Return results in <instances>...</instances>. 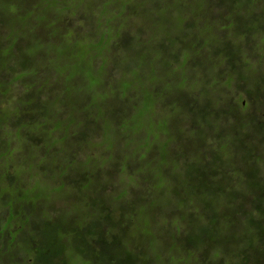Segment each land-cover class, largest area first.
Masks as SVG:
<instances>
[{
    "label": "trees",
    "instance_id": "obj_1",
    "mask_svg": "<svg viewBox=\"0 0 264 264\" xmlns=\"http://www.w3.org/2000/svg\"><path fill=\"white\" fill-rule=\"evenodd\" d=\"M263 55L264 0H0V264H142L149 231L163 264L187 234L195 263L208 246L204 260L264 264V125L224 92ZM189 69L224 91L202 96ZM108 163L151 180L146 196L119 189L107 210ZM239 163L263 184L250 205L234 201L260 184ZM169 175L186 186L164 241Z\"/></svg>",
    "mask_w": 264,
    "mask_h": 264
},
{
    "label": "rangeland",
    "instance_id": "obj_2",
    "mask_svg": "<svg viewBox=\"0 0 264 264\" xmlns=\"http://www.w3.org/2000/svg\"><path fill=\"white\" fill-rule=\"evenodd\" d=\"M263 57H264V55H263ZM242 64L243 63H240V64H238V66H236V70H235L236 73L233 72V75H236L238 73V71L242 67ZM263 64H264V62H263ZM246 65L250 69L247 70V69L243 68L244 75H242L238 79L237 82L232 81V84L229 83V86H227V90H225V91L223 90V87H219V86H208L207 87L208 84L206 82V79L194 78L195 74H194V71L192 69H189V80L190 81L198 80L199 88H198L197 92H201L202 90L205 89V92H203L202 96H204L207 93V91H209V90H214L216 93V96H217L218 92H221L223 90L225 93H227V95H225L226 101L231 100V103H233V104L239 103L242 107V110H243V108H244V110L246 109L247 112L252 117H255L254 118L255 125H257V124L264 125V98L262 97V96H264V84H262V82H261V78L264 76V69L259 66L260 65L259 61L255 62L253 60L252 61L249 60L246 62ZM159 71H161V69H159ZM245 75H248V79L245 78ZM237 76H239V75H237ZM213 81H215V80H213ZM223 81H225V80H223ZM249 82H251V84ZM213 83H216V82H213ZM250 90H251L253 95H251V99H250V101H248L247 93ZM210 96H212V94H210ZM172 101L173 100H170L169 104L172 103ZM223 103H225V101ZM249 103H251V104H249ZM218 105L221 108L222 101H220L218 103ZM176 112H177V114H183V112L180 111V109L176 110ZM191 115L192 114H190V116ZM215 137H216L215 134H213L210 131V134L208 135V140L213 141ZM196 144L197 143H190V142L186 143L185 144L186 151L188 153L193 152ZM98 151L100 153H103V154L105 153V151L103 149H99ZM171 153L173 154L172 150H171ZM149 162L152 163V160H150ZM239 166H242V167H239ZM238 167L241 169L242 176L244 177V179L252 176V174L246 170L247 165L239 163L237 165V168ZM122 169H125V168L122 167V165H120V164L118 166H116V164L113 166L112 164L108 163L106 165V167L103 168V172L101 173V176H105L107 179V187H106L107 191L105 192L106 193V201L104 204V207L107 210H110V207L111 208L115 207L116 195H114L113 192L116 193L119 189L121 190L122 188L129 189L128 195L130 197H133L135 200H138V199H140V197L146 196L147 189H149V187L151 185V180L148 181L147 183H145L144 180L143 181L140 180L141 182H137L139 179V175H136V174L133 175L135 169L130 168V167H126V170L124 172L122 171ZM167 172H169L168 168L165 169V173H167ZM143 174L145 175V173H143ZM263 175H264V173H262V176ZM251 178H253L257 182H259L260 185L254 186L252 184H249L248 188L244 189V191L242 192L243 194L240 195L239 197H236V200L234 201L235 204H239V203L244 202V205L245 204L250 205L252 200L255 198V196L253 195V192H257L258 190H260L263 187L261 180L257 179V177H251ZM172 179H173V175L167 176L168 186H166L164 181H163V182H158L156 184L157 186L155 188L157 190V197L155 199V202L158 204V207L162 210V212L165 215V217L162 221V225H163L162 227H164V228H162L160 226H155V227L161 230L162 239L164 241L169 239V233L170 232L168 230H170V228L167 224V221L169 219H171L170 214L172 213V212H167V209L169 206H173L175 204V202L177 201V197L180 196V192H178V190H180L181 187L183 188L186 186V179L183 180L182 178L180 179V177H177L175 182H172ZM219 182L220 181L217 180V183H219ZM221 184L222 185L224 184L223 180L221 181ZM122 195H126L125 191H123L119 194V196H122ZM122 204H124V203H122ZM128 208H129V206L126 207L127 210L125 211V213L127 211L129 212L130 209L128 210ZM145 210L147 212L152 213V209H145ZM248 210H250V207L248 208ZM131 214H132V211H130V215ZM159 216L154 219V220H156L155 222H158ZM88 218H91V216H88ZM147 218H148V214H147ZM234 219L241 221L242 220L241 214H239L238 212L235 213ZM186 222L189 223L190 221L187 220ZM93 223L97 227V229H99L100 231L102 230L103 225L97 226V224H98L97 220H94ZM210 227H212V225L208 226L207 224H205V222H202L201 228L202 229L206 228L205 231L210 229ZM225 228L226 227H224V229ZM91 230H93V228H91ZM162 231H164V232H162ZM232 232H233V227H231L229 229V234H231ZM124 234H125V232L119 233L118 237L122 238L124 236ZM182 234H184V233H182ZM149 236L151 239L148 241V245H147V248L145 250L146 251V255L144 257L145 259L141 258V260L144 262L142 264H163L165 261H163V258L161 259V257L159 256L160 244L155 243V241L152 239V231H149ZM181 237L185 238V240L187 239V241L185 243H183V241H184V239H183V241H182L183 246L181 247L182 250L186 249V251L183 252L181 250L183 253L179 254L178 256H174L171 254L169 256L170 264H178V263L179 264H214V263L239 264V263H236L235 261H233L232 258L226 259L227 255L225 254V252L222 248H221V253H219L217 255L215 254V256H213V254H211L210 260H209V258L204 260V258H206V256L208 257V255L206 253L208 251V246H203L204 247V248L202 247L203 249L202 248H201V250L199 249L200 250V252L198 251L199 263H195L196 257H195V261H193L192 252L194 253V256L196 254L194 251H192V250L190 251V249L196 248L195 240H197V234L195 236H194V234H191V236L187 234V237H186V235L181 236ZM224 237H226V235H224ZM226 240H227V238H226ZM229 240H231L230 237H228V241ZM199 241H200V243H204V241H201V240H199ZM220 242H222V240L218 239V243H220ZM206 244H207V242H206ZM221 246H224V245L221 244ZM136 248H137V246L135 247V249ZM162 248H163V245L161 242V249ZM137 249H139L137 251L142 252L140 247H138ZM245 250L246 249L243 248V250L241 252H239V255L241 256V262H242L243 257H246V251ZM88 251L90 252L89 248H88ZM212 257H214L215 259H213ZM245 260H246V258H245ZM79 261H80L79 264H84V262H82L80 259H79ZM181 262H183V263H181Z\"/></svg>",
    "mask_w": 264,
    "mask_h": 264
}]
</instances>
